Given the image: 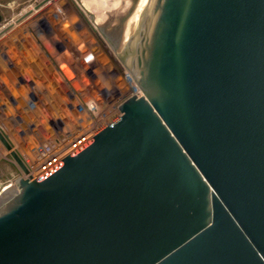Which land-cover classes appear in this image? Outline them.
<instances>
[{"label":"water","instance_id":"obj_1","mask_svg":"<svg viewBox=\"0 0 264 264\" xmlns=\"http://www.w3.org/2000/svg\"><path fill=\"white\" fill-rule=\"evenodd\" d=\"M101 34L141 94L0 193V264H264V0H121Z\"/></svg>","mask_w":264,"mask_h":264},{"label":"built area","instance_id":"obj_2","mask_svg":"<svg viewBox=\"0 0 264 264\" xmlns=\"http://www.w3.org/2000/svg\"><path fill=\"white\" fill-rule=\"evenodd\" d=\"M48 2L54 3V0H48ZM53 9L58 10V12L57 15L55 14L53 17L48 18L50 32L54 33L57 30L63 31L69 23L68 26H71L74 43L71 42L73 43L71 48H66V46H64V38L62 39L63 41H59L57 35H53L52 37L48 35V50L44 46L48 51V55L44 56L48 61V72H46L47 74H45V77L41 78L40 76V79L43 80L48 78V93L49 91L50 93L53 91L60 93V96L58 95L59 97L56 98L57 100L51 101L50 98H48V105H51V109L53 104H56L55 107L59 105L60 108L52 109L53 114L51 117L48 115L49 117L46 119L45 123L43 121L42 125L39 124L40 128L37 129L36 125L35 131L45 133L44 137L38 139V141L30 140V136L32 137L34 129H29L28 134L30 135H28V137L26 136L28 138L25 141L26 146L20 152L22 162L28 171L27 174L21 171V175L24 177L29 175L31 178H35L48 170L64 156L76 150L102 129L113 123L121 114L118 110V106L122 101L130 95L141 94L130 75L123 68L120 60L118 61V66L111 59H108L109 56L107 54L105 56L107 60H104V58L98 56L95 52H92L93 54L90 53L92 54L91 57L86 56L85 58L83 55L79 54L80 52L77 51L79 50L78 48L82 46L84 43L83 41L86 40L85 43L88 41L86 38H89L87 28L84 24L87 20L83 19L80 15V17L76 16L71 21L68 20V11L62 4L60 6L54 5ZM7 27L9 28L7 24H0V38L16 28L14 25L12 29L7 31ZM80 27H84L85 31L80 33ZM89 41L87 45L90 43ZM16 42L20 45L19 41ZM97 43L98 42L95 40L93 45ZM51 44H54L56 48L60 47L62 51H66V57L60 60L56 59V55L52 52L50 53L49 49ZM74 50L77 51L76 55L78 60L75 59L77 63L71 56V52L73 53ZM83 59H85L87 66L85 69L81 68ZM95 59L99 61L96 64L95 62L92 63ZM1 60L3 65L1 64L0 75L3 72L4 76L8 79L9 77H15L21 80L18 66H14L12 63H17L18 60L20 61L21 59L17 58V56H2ZM102 60L105 62L101 63ZM67 64L72 69L69 73L70 75L68 74L67 67L66 69L63 68V65L67 66ZM75 65H77V68ZM50 67L53 68L55 73L49 71ZM74 67L76 68L75 71ZM30 76L25 75L26 80L24 82L21 80V83L26 85L24 89H26L25 92L27 97L23 96V100L17 97L18 95H22L21 92L23 89L18 88V90L21 89V92L17 90L16 94L10 93L12 90L5 89L6 78L3 77L4 79L1 80L2 82L0 81V86L3 93H7L5 102L8 105H13L15 108L18 101L20 102V100H22L30 109L36 108L35 106L39 100L38 95L40 96V94L36 92V88H32V85L35 84L32 78L35 77ZM52 78H54L55 81L50 82ZM53 83L54 85L50 86V84ZM43 126H45L46 129H44Z\"/></svg>","mask_w":264,"mask_h":264},{"label":"rangeland","instance_id":"obj_3","mask_svg":"<svg viewBox=\"0 0 264 264\" xmlns=\"http://www.w3.org/2000/svg\"><path fill=\"white\" fill-rule=\"evenodd\" d=\"M112 2L113 8L111 7V9H109L110 7L108 5H110ZM120 3L121 0H54V3H49L48 0H0V24H7L9 26V28L7 27L6 29L7 31L12 29L14 25L16 26V28L18 26V28L21 27L20 30H17L20 33H18L17 31H11L4 37L2 36L0 38V68L2 64V56H17L20 51H22V53H29V51L31 50L30 44L33 40L37 41V44L45 53V56L48 55V38L58 34L55 32H50L48 18L53 17L55 14L57 15L58 10L53 9V7L54 5L60 6L61 4L64 5L68 11V20L71 21L79 15L82 16L83 19L87 20L84 24L88 31V40H91L89 42L93 43L96 40L98 42V46L101 47H99L96 52L98 56H101L102 58H104V60H107L105 59V57H103L107 54L109 56V58H107L111 59L114 63L119 66V57H117L114 50L111 48V46L106 41L101 32L119 8ZM101 17H104V19ZM99 18L100 23L98 22V24H101V29H97L96 25L94 24V22H97ZM56 21L59 22L58 20ZM66 28L67 27H65V29ZM58 40L62 41V39L59 37ZM16 41H19L20 45L17 44ZM34 49L35 48H33L32 50ZM88 49H90V47ZM49 50L50 53L52 52L55 55H60L63 52H65L64 55H67L66 51H62L60 47L56 48L54 44L50 45ZM35 52L36 54L40 53L39 47H36ZM104 60H102L101 63L105 62ZM93 62H95L96 64L99 61L95 59L92 61V63ZM12 63L14 66L18 64V62ZM21 65L22 64H20V66ZM23 78H25V76ZM37 79L39 80L40 77L36 78L35 80ZM36 92L39 94V89H36ZM5 99L6 97L4 98V96L0 95V132L9 142L12 150H14L21 158L20 152L26 146L25 141L28 139V135H30L28 134L29 129H34L33 134L37 136L35 137V139H41L43 137L42 133L38 131L36 132L35 129L36 125L37 129L40 128L39 124L42 125L43 120L38 121V119H42L41 117L44 115V113L47 118L48 114L51 117L53 111L51 109V105H48L49 107L45 106V108L43 105L40 104L41 106L37 107L39 110H36L30 109L23 102L21 105H15L14 108L13 105H8L5 102ZM19 105L23 108L19 109ZM18 114H22L24 120L20 119V116L18 117ZM2 115L5 116L2 117ZM12 117L15 119H13ZM20 174L21 170L10 155V150L6 149L4 145L0 142V193H2V191L6 189H12L14 187V179Z\"/></svg>","mask_w":264,"mask_h":264},{"label":"bare ground","instance_id":"obj_4","mask_svg":"<svg viewBox=\"0 0 264 264\" xmlns=\"http://www.w3.org/2000/svg\"><path fill=\"white\" fill-rule=\"evenodd\" d=\"M61 1V0H60ZM112 4H113V2L110 4V5H108L109 7V9H111V7H112ZM87 7V6H86ZM113 8V7H112ZM109 9H107V10H109ZM113 11V10H112ZM112 13V12H111ZM104 16V15H103ZM101 18H103L104 19V17H101ZM99 20H100V18L98 19V21L97 20H95V21H97V22H94V24L96 25V28L97 29H99L100 27L102 28V26H101V24H98V22H99ZM73 23V22H72ZM100 23V22H99ZM19 27V26H18ZM14 28L13 30H11V31H13V32H15V31H17V30H20L21 29V27L20 28ZM70 28V29H69ZM100 28V29H101ZM79 31H80V33L82 32V31H85V28L83 27V28H81L80 27V29H79ZM101 31V30H100ZM18 33H20L19 31H17ZM55 33H58V34H56V35H58V37L59 38H61V39H63L64 38V40H65V46H66V48L67 47H70L71 48V45L74 43L73 41H74V38H73V34H72V31H71V26H67V28L65 29V30H63V31H56ZM89 36V35H88ZM86 39H88V38H86ZM63 41V40H62ZM86 41V40H85ZM85 41H83L84 43L82 44V46H80L78 49L79 50H77V51H79L80 53L79 54H81V55H83V57L85 58L86 56H88V57H91V55L93 54L92 52H97V50H98V48L100 47V46H97V44H94L93 45V43H90V45L88 44L87 45V42L89 41H87L86 43H85ZM91 41V40H90ZM71 42H73V43H71ZM20 43H21V40H20ZM30 46H31V50L29 51V53H22V51H20L19 52V54L17 55V58H20L21 60L19 61L18 60V64H17V66H18V71H19V74L21 75V80L24 82L25 80H26V77L25 78H23L25 75H27V76H30V74H31V76L30 77H35V78H32V81L35 83V84H33L32 85V88H36V89H39L40 90V96L38 95V102H37V104H36V110L38 109L37 107L38 106H41V105H43L44 107L45 106H47L48 107V98H50V100L52 101V100H57L56 98H58L59 96H60V93H57V92H55V91H53V92H51V93H49V95L47 94L48 93V78H46V79H37V80H35L36 78H38V77H40L41 76V78H43V77H45V74H47L46 72H48V61L46 60V58L44 57L45 56V53L41 50V48H40V46L37 44V41H35V40H33V41H31V44H30ZM32 46H33V48H35L34 50H32L33 48H32ZM39 47V49H40V53L39 54H36V52H35V50H36V47ZM88 47H90V49H88ZM94 50V51H93ZM72 51V50H71ZM77 51H75L74 50V52L72 53L71 52V56L73 57V59L75 60H78L77 59V55H76V52ZM89 51H90V53H92V54H90L89 53ZM64 53L65 52H63L62 54H60V55H56V59H61V58H65L66 56L64 55ZM116 54V53H115ZM55 55V54H54ZM117 55V54H116ZM103 57H105V56H103ZM118 57V56H117ZM106 58V57H105ZM80 59V58H79ZM119 59V58H118ZM75 60V62L77 63V61ZM120 60V59H119ZM109 61V60H108ZM20 64H22L21 66H20ZM81 65H82V69H85L87 66H86V62H85V59H83V61L81 62ZM66 67H67V71H68V74L72 71V69L68 66V64H67V66L66 65H63V68L64 69H66ZM75 67L77 68V65H75ZM74 67V71H75V68ZM49 71L50 72H54L55 73V71L53 70V68L52 67H50V69H49ZM32 74H34V75H32ZM39 74V75H38ZM70 75V74H69ZM3 77H5L4 76V74H3V72L1 73V75H0V81L2 80V79H4ZM6 78V77H5ZM21 80H19L18 78L16 79L15 77L13 78V77H9V79L8 78H6V82H5V89H7V90H12L10 93H14V94H16V92H17V90H18V88H22L23 90H22V92L20 91V90H18L19 92H21V94L22 95H18L17 97H19V98H22V100H23V96H25V97H27V95H26V89H24L25 87H26V85L25 84H23V83H21ZM37 81V82H36ZM51 81H55V79L54 78H52V79H50V82ZM2 82V81H1ZM54 83H56V82H54ZM54 83L53 84H50V86H53L54 85ZM25 86V87H24ZM75 86H77V85H75ZM4 89V90H5ZM86 93V92H85ZM85 93H84V96H85ZM13 94V95H14ZM0 95H2V96H4V98L6 97V95H7V93L6 94H2V93H0ZM9 95V94H8ZM59 95V96H58ZM16 96V95H15ZM13 97V96H12ZM16 97V98H17ZM52 98V99H51ZM22 100H20V102L18 101V104H22ZM0 103H1V101H0ZM41 104V105H40ZM19 105V106H20ZM50 105V104H49ZM55 105L56 104H53L52 105V109H58V108H60V106L59 105H57L56 107H55ZM18 106V107H19ZM23 107L22 106H20L19 107V109H22ZM46 108V107H45ZM3 109H5V108H3ZM39 110V109H38ZM20 111V110H19ZM26 115V114H25ZM28 115V114H27ZM49 115V114H48ZM5 115H2V117H4ZM20 116V117H19ZM8 117H9V115H8ZM18 117L20 118V119H22V120H24L23 118V115L22 114H18ZM49 117V116H48ZM13 118V117H12ZM42 119H38V121L39 120H43L44 121V123L46 122V119H47V117H46V115H45V113H44V115L41 117ZM15 119V118H14ZM29 120H30V117H29ZM64 120H66V119H64ZM43 128L44 129H46V127L45 126H43ZM44 134L45 133H42V135H43V137H44ZM35 137H37L36 135H32V137L30 138V140H33V141H38V139H35Z\"/></svg>","mask_w":264,"mask_h":264},{"label":"crops","instance_id":"obj_5","mask_svg":"<svg viewBox=\"0 0 264 264\" xmlns=\"http://www.w3.org/2000/svg\"><path fill=\"white\" fill-rule=\"evenodd\" d=\"M0 93L4 94L3 91H2V89H1V86H0Z\"/></svg>","mask_w":264,"mask_h":264},{"label":"flooded vegetation","instance_id":"obj_6","mask_svg":"<svg viewBox=\"0 0 264 264\" xmlns=\"http://www.w3.org/2000/svg\"><path fill=\"white\" fill-rule=\"evenodd\" d=\"M100 28H101V27H100ZM100 28H99V29H100Z\"/></svg>","mask_w":264,"mask_h":264}]
</instances>
